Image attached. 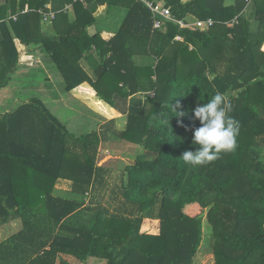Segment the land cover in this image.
Returning a JSON list of instances; mask_svg holds the SVG:
<instances>
[{"label":"trees","instance_id":"1","mask_svg":"<svg viewBox=\"0 0 264 264\" xmlns=\"http://www.w3.org/2000/svg\"><path fill=\"white\" fill-rule=\"evenodd\" d=\"M153 1L188 24L215 23L183 27L164 18L155 28L141 0L0 3V89L42 49L65 89L86 90L91 109L108 117L99 131L79 135L39 97L0 116V226L19 218L23 224L0 242V264H72L63 255L75 264H194L205 218L214 264H264V0ZM93 2L125 9L117 30L90 32L99 22ZM51 3L64 8L45 23L38 9ZM142 92H150L145 100ZM217 92L238 122L236 147L192 167L181 157L195 148L192 109ZM116 113L126 116L124 129ZM102 141L138 145L140 152L114 177L97 163ZM60 179L71 180L79 198L54 196ZM106 195L121 208L104 206ZM150 210L158 234L141 232Z\"/></svg>","mask_w":264,"mask_h":264},{"label":"crops","instance_id":"2","mask_svg":"<svg viewBox=\"0 0 264 264\" xmlns=\"http://www.w3.org/2000/svg\"><path fill=\"white\" fill-rule=\"evenodd\" d=\"M5 2V0H1L0 3H3ZM158 2H161L163 3L162 1H158ZM226 4L227 5H230V4H234L235 0H225ZM53 3V1H52ZM49 4L47 7L49 9H51L52 11L58 13L61 8L64 6H62L60 9L56 10L53 8V4ZM70 4V3H69ZM67 4V5H69ZM164 4V3H163ZM66 5V6H67ZM165 5V4H164ZM72 6V5H70ZM92 7H96L95 8V13H94V16L99 18V22L94 25L93 27L90 28V32L93 34V33H96L97 31H108V30H111V31H115L117 30V28L119 27V25L121 24V20L125 14V9L124 8H121V7H114V8H110L109 5L105 4V5H95V2H93L91 4ZM62 8V9H63ZM72 13V14H71ZM73 11L72 9L70 10V18L71 20L73 19ZM189 21H194L191 16H189ZM50 25H46V27H49ZM34 57H35V63L34 65H40V64H43L44 67H45V70L47 72V68H52L50 71L53 72H56L53 68V66H49L50 64V59H49V56L42 50V49H35L34 50ZM81 65L83 66V68L87 71V73L90 75V76H94V72H93V66L90 64V62L87 60V59H83L81 61ZM27 66H22L20 67V69L17 71V73L14 75V77H16L17 75L20 77L21 75H26L27 72H28V69L27 70H24V68H26ZM27 71V72H26ZM59 71V70H58ZM49 72V70H48ZM60 72V71H59ZM54 74V73H53ZM61 74V73H60ZM48 77H46V79L48 80V83H41L39 84L40 85H44L46 87H50V88H54L52 91L55 92V91H60V93L62 94H58L57 97H61V98H64V94L66 97H68L69 99H73L75 100V102H78V99H76L72 93L68 92L66 89H65V83H64V89L65 90H61V88H58V87H55V84H54V79L57 78L55 77V75H53V78L49 75H47ZM62 76V74H61ZM14 79V78H13ZM63 82H64V79H63ZM52 83L54 85H52ZM11 84V83H10ZM37 86V89L38 87ZM5 89V87L3 88ZM2 89V90H3ZM65 91V92H64ZM33 97H39V96H33ZM33 97H30V98H33ZM40 98V97H39ZM66 103L68 104H71L73 103L72 101H65ZM24 103V102H23ZM21 103V104H23ZM45 103V102H44ZM20 104V105H21ZM46 104V103H45ZM47 105V104H46ZM74 105V104H72ZM71 105V106H72ZM48 107V106H47ZM49 108V107H48ZM15 108H13L12 110H14ZM50 109V108H49ZM51 110V109H50ZM9 111V110H7ZM6 111V112H7ZM11 111V110H10ZM84 113L83 114H80L78 115L80 119H84V120H87L85 121L84 123H86L83 127H84V130L82 132H78L74 129H71L70 127H68V129L76 134H85V133H88V132H91V131H94V130H100L101 126L107 122V119H105L103 117V115H101L100 113L94 111L93 109L91 108H86V112L87 114L85 113V109H83ZM5 113V112H4ZM53 113V112H52ZM87 115H90L92 117H87ZM58 118L59 116L56 115ZM60 119V118H59ZM61 120V119H60ZM90 120H92V122H90ZM62 121V120H61ZM63 122V121H62ZM116 122H117V125L120 126L119 129H124L125 126H126V116L125 115H120V116H117L116 117ZM89 123H93L95 124L97 127H94L93 129L89 130L87 129L88 126L87 124ZM117 143H120V142H115V141H111L109 143H104L103 141L101 142V145H100V150H99V155L100 154H104L105 152L109 153L111 156H112V153H113V149L117 148L116 146H118L119 144ZM122 143V142H121ZM129 145L131 146H134L133 144L129 143ZM113 148V149H111ZM98 155V156H99ZM110 159V158H108ZM107 159V160H108ZM135 160L133 162H127L128 164H125L124 167L126 165H129V164H132L134 163ZM114 163V162H113ZM98 165H101V166H105L107 168H110L113 170V172L115 173L116 171L118 172V170H122L123 168H115V167H112L111 165L107 166L106 164H102V163H99ZM118 169V170H117ZM72 181L69 180V179H60L58 180V182L55 184V187H54V190H53V195L54 196H61V197H65V198H70V199H74V198H78L77 194L73 193L72 192ZM88 193V192H87ZM89 193H91V190L89 191ZM107 194H111V191L108 190V193ZM88 196V195H87ZM90 196V195H89ZM106 199L104 198L103 199V205L104 206H107L108 208L110 207L111 210H117L118 208H121L120 207V201L119 199L117 198H114L111 202H108L107 203V200H108V195H106ZM111 199V198H110ZM89 200L90 198H88L87 200L84 201V206H87L88 203H89ZM156 210H150L148 211V213H146V218L144 219L143 221V224H142V227H141V232H146V233H153V234H158L159 231H160V228L158 227L157 228V224L160 223L159 219L156 218ZM203 224H205V222H203ZM151 227V228H149ZM23 228V224H22V221L21 219H16V220H13L11 222H8V223H5L3 225L0 226V242L1 241H4L6 239H8L11 235L13 234H16L17 232H19L21 229ZM153 228V230H152ZM205 229H207V234L209 235L210 232H211V237L210 238V241L208 242V246L207 249H204V250H207L208 251V256L210 257L208 260V264H214V253H213V248H212V227L208 226L206 227ZM204 226H203V238H204ZM203 242H204V239L202 240V244L201 246L203 245ZM49 248V247H47ZM201 247L199 249V252L197 253V255L194 257V264H196V259L198 257V255L201 253ZM65 259H67L68 261H70V263L72 264H75L76 263V260L73 256L71 255H63ZM213 258V260H212ZM57 264H60L59 262ZM204 264H207V263H204Z\"/></svg>","mask_w":264,"mask_h":264},{"label":"rangeland","instance_id":"3","mask_svg":"<svg viewBox=\"0 0 264 264\" xmlns=\"http://www.w3.org/2000/svg\"><path fill=\"white\" fill-rule=\"evenodd\" d=\"M248 9H250V7ZM49 66H53L54 70L56 71V72H53L54 74L52 73V71H50L52 68H49V67L47 68L49 72L48 70L46 72L43 64L27 66L26 68H24V70L28 69V72L26 71L27 72L26 75H21L20 77L18 75L16 77L13 76L14 79L12 78V81L10 82L11 84L5 87V89L3 88L0 89V116L7 110L10 111L13 108H16L17 106H19L21 103L28 102L31 99L30 97L39 96L47 104V106L51 109V111L55 115H58L59 118L68 127L78 132H82L84 130L83 126L86 124L84 122L87 120L80 119L78 115L84 113L83 109H85V113L87 114L86 108L88 107L91 108V105H90L91 100L87 101L89 98H88V95H85L86 90L73 93V96L76 99H78V102H75V100L73 99H69L68 97L65 96V94H64V98L57 97L58 94H61L60 91L53 92L52 90L54 88L46 87L44 86L45 85L44 83H48V80L46 79V77H48L47 75L50 74L52 78H53V75H55V77H57L53 80L55 87L61 88V90H65L63 77L58 71V68L55 65V63H53L51 60H50ZM41 83H43L44 85L42 84L39 86V84ZM54 84L52 83V85ZM37 86H39L38 89H37ZM149 93L150 92H142V93H139L138 96H140V98L145 100L146 96H149ZM66 100L72 101L73 103L68 104L65 102ZM92 106H95V105H92ZM103 116L105 119L108 118L107 115H103ZM114 116L117 117L120 115L116 113ZM87 117H92V116L87 115ZM90 122H92V120H90ZM87 126H88L87 129L89 130L93 129L94 127H97L93 123H89L87 124ZM117 128L119 129L120 126L117 125ZM117 144H119L118 146H116L117 148L115 149L111 148L113 149L112 156L107 152H105L104 154H100L98 156L97 163L106 164L107 166L111 165L112 167H115V168H124V165L128 164L127 162H133L134 160H136L140 152L137 147L138 145L130 146L129 143L123 142V141L122 143L120 142ZM114 175H115L114 177L118 176L117 171L114 173ZM71 190L73 191V187ZM88 198H90V196L85 195V197L82 200L85 201ZM106 198L107 197L105 196V199ZM111 201L112 199H110V196H108L107 203ZM204 222H205V224H203L204 231H205L204 238H203L204 242H203V245L201 246V249L203 250V251L201 250L203 252V255H200V254L198 255L196 259L197 260L196 264H204V263L208 264L209 262L208 259L210 258L207 255L208 251L204 250V249H207L208 246H210L208 245V242L210 241V238H211L209 237L211 236V232L208 235L207 229H205L206 227L210 225L208 224L206 218L204 219ZM158 227L160 228V223L157 224V228Z\"/></svg>","mask_w":264,"mask_h":264},{"label":"clouds","instance_id":"4","mask_svg":"<svg viewBox=\"0 0 264 264\" xmlns=\"http://www.w3.org/2000/svg\"><path fill=\"white\" fill-rule=\"evenodd\" d=\"M176 107H180L179 102ZM231 110V104L219 92L192 109L199 126L193 129L191 144L195 146L194 150H186L181 156L185 164L192 167L205 165L217 159L222 151L235 149L239 125L229 115ZM176 112L178 116L185 114L183 111ZM161 123L167 126L169 119L162 116Z\"/></svg>","mask_w":264,"mask_h":264},{"label":"built area","instance_id":"5","mask_svg":"<svg viewBox=\"0 0 264 264\" xmlns=\"http://www.w3.org/2000/svg\"><path fill=\"white\" fill-rule=\"evenodd\" d=\"M143 1L153 12V19H154V26L155 28H158L161 26L162 24V20L164 18H168L171 19L173 21H177L179 22V24L183 27H187V26H196V27H200V28H206L209 26L214 25V20L213 19H207V20H197L193 23H186L183 20H177L171 13V9L168 6H165L163 3L161 2H157L155 3L153 0H141ZM71 5V4H70ZM70 5L65 7V11L68 10L69 7H71ZM48 8V7H47ZM29 10V6L26 5V7L24 8L23 11H28ZM38 12L40 13V15L42 16L43 22H51V20H53L57 13L52 11L51 9L46 10L43 8L38 9ZM237 21V18L232 20L229 25H233L235 24ZM153 94V93H152ZM88 195V194H87Z\"/></svg>","mask_w":264,"mask_h":264}]
</instances>
